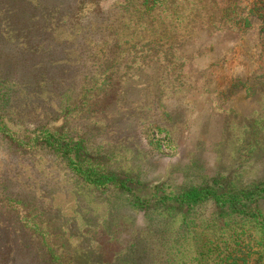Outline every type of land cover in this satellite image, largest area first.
<instances>
[{
  "label": "rangeland",
  "instance_id": "rangeland-1",
  "mask_svg": "<svg viewBox=\"0 0 264 264\" xmlns=\"http://www.w3.org/2000/svg\"><path fill=\"white\" fill-rule=\"evenodd\" d=\"M158 1L148 10L147 4L142 8L151 16L147 21L182 28L180 19L173 24L168 15L175 9L181 17L185 7L178 0ZM214 1L218 8L225 7V0ZM231 1L245 10L259 5L257 0ZM45 3L57 5L58 12L72 18L70 23L57 12L44 21L31 7L24 11L22 4L17 9L0 5V83L10 78L0 85V114L28 133L52 120L48 129L54 136L64 127L66 138H79L78 161L113 178L97 190L67 169L55 144L52 151L27 153L13 150L0 135V198L22 194L32 209L29 218L38 221L42 232H62L50 240L53 261L43 247L40 263L213 264L207 250L211 242L216 239L213 249L220 257L232 246L229 236L244 232L261 244L254 247L252 258L264 263V58L258 45L251 47L260 40L264 20L254 21L252 33L246 30L239 51L216 56L208 48L197 55L175 54L181 66L166 77H161L159 64H151L166 84L153 87L146 85L147 73L128 70L136 69L135 63H118L114 74L106 71L113 57L135 40L106 37L105 29L97 27L108 23L112 32L124 35L130 24L126 19L136 20V0H93L83 7L67 1L62 6ZM159 6L167 10L161 17L155 16ZM28 11L38 18L25 20L36 30L24 36L13 17L19 13L24 18ZM153 33L140 43L159 45L160 37ZM56 59L61 61L46 68V80H61L63 86L57 90L53 83L37 85L40 75L33 65L46 66ZM124 73L133 75L127 78ZM62 91L63 99L56 100ZM213 179L226 182L223 186L230 192H251L262 226L251 231L234 210L227 216L211 201L191 203V196L213 186ZM1 209L0 219L14 222L13 214ZM7 230L10 247L13 230ZM5 235L0 231V244Z\"/></svg>",
  "mask_w": 264,
  "mask_h": 264
},
{
  "label": "trees",
  "instance_id": "trees-1",
  "mask_svg": "<svg viewBox=\"0 0 264 264\" xmlns=\"http://www.w3.org/2000/svg\"><path fill=\"white\" fill-rule=\"evenodd\" d=\"M50 1L58 3L60 6L66 5L65 3L67 1V4L69 2H73L74 7H83L85 5L84 3L88 4L93 0ZM205 1L209 3L210 6H205L202 0H178L180 6L185 7L183 11L184 15L176 17L175 13H173L175 12L174 9L168 16L173 18V24L177 19H180L182 28L178 26H176V28L175 26L169 27L170 24L164 25L161 20L158 25V21L156 20H150V22L147 21V19L151 16L142 8H144L147 4L148 7H146V9L148 10L154 6V4H159L158 0H136L135 9L138 11H135L137 15L136 20L132 21L129 18L128 20L126 19V24L129 22L130 24L128 27L126 26L127 30L124 31V35L112 32V26L108 23L99 24L97 27H103L102 29H105L104 35L106 37L111 36V34L114 35V38L117 37V35H120V37L124 39L125 43L128 42L129 39H131L130 41H132V39L135 40L132 45L123 47L121 52H119L116 57H113V59L111 58L112 60L109 62L110 68H106V71L109 70L108 72H110V74H114L115 70L118 69V63L121 62L123 65L128 63L129 66H133L135 63L138 67L133 71L132 68L128 70L130 72L138 71L147 73L148 83H146V85L153 87H166V84L157 78V72L155 68H151V64L155 66L159 64L158 68L161 71V77H166L169 75V72L171 73L170 75L174 74L175 70H178L179 66H181L182 60L179 58L175 60V54L183 55L188 52L197 55L199 50H207L208 48L211 49L210 53L215 52L216 56H219L222 51L224 53L239 51V44L244 33H247L246 30H248L249 33H252L254 31V21L264 20V0H257L259 5L253 4L248 10L241 9V6L235 5L236 3L231 0H225L223 2L225 5L224 8H218L214 0ZM45 2L49 3V0H15V3L13 2L12 4L11 1L5 2L0 0V5L7 8L17 9L21 8L20 4H22L24 8L22 7L21 9L24 11L29 9H35L37 12L40 11L44 21H46L51 12H57L60 17H65V19H68V23H70L72 18L67 17L68 15L64 16L65 13L63 11L58 12L59 7L57 5H52L51 3L47 4ZM125 2L129 3L130 0H125ZM97 5L98 4L95 6ZM175 5L174 1V6ZM158 8L159 11H157L155 16L161 17V15L165 14L167 10L160 6ZM23 10L21 11L25 14ZM29 11L27 12V16L24 18L19 16V13L17 17H13L14 24L22 26V34H24V36H26L27 33L29 34V30H36V26H28L27 23H25V20L30 22V20L32 21L38 18V16H32V13H29ZM115 12L117 13V11ZM188 24H192L193 27L197 24V27H195V30L192 29L193 27L185 28L184 25L187 26ZM160 26H162V28L157 29ZM177 29L180 30L178 31ZM155 31H157L156 35L160 37L161 40L159 45L154 44L152 46L140 43L145 40L147 35L151 36ZM201 33L204 35L203 39ZM258 33L260 38L258 41H260V43L258 44V41L256 42L255 40V44L251 47L255 48V46L257 47L258 45L260 50L259 54L264 58V29L259 28ZM169 38H175V41L168 42L167 40ZM162 39H164V41H162ZM217 44H219L220 47H217ZM23 45L27 46L26 43ZM24 48H27L25 50H27L30 55L36 54V50L34 48ZM114 48L117 49L118 46L115 44ZM136 55H138V57ZM120 56H124V59L122 60ZM139 56L140 60L137 61ZM107 57L108 56H106V58ZM127 58H130L131 61H126ZM60 61V59H56L54 61L50 60V63H47L46 66H41V64L40 66L37 64L33 65V68L38 71L37 75H40L38 79L36 77L38 81L37 85L42 84L46 86L48 83H53V85L55 84L54 86L57 90H60V87L63 86L61 80H46V68H51L55 62ZM178 62H180V65ZM177 63L178 65H176ZM41 70L42 72H40ZM124 75L128 78L133 74L124 73ZM153 75L157 79H153L155 78ZM9 79L10 78L4 77L0 85H5L8 83L7 80ZM125 81L129 80L125 78ZM83 90L84 89L81 91ZM62 92L55 95L56 98L58 97L56 100L60 101L63 99L62 96L64 95V92ZM49 121L52 120L46 119L43 123L36 125L28 133V131L25 130L19 123L12 122L9 118L0 114V135L6 140L10 148L15 151L27 153L35 152L40 149H43L45 152L52 151V146L55 144L57 148H55L54 151H59L60 155L65 157L66 167L71 173L80 178L83 182H86L89 185H94L91 187L97 190L107 187L105 185L111 182V179L113 178L112 176H109L102 170L92 167V164V166L90 164L83 165V163L78 161V156L82 154L79 138H66V133L63 131L64 127L61 128L58 133L59 135L54 136V133L48 129ZM210 184L213 186H206L205 188L198 190L196 194L192 195L191 203L211 201L215 204L218 213L226 214L227 216H230V214H232L231 210H234L237 214H241L242 224L248 225L247 229L251 231H253L256 226H258V228L262 226L260 225L259 217L254 213L256 209L254 201L252 200L253 194L251 192H247L242 195L234 191L230 192L226 186H223L227 184L226 182L221 183L216 179H213ZM21 195L22 194L19 193H17V196H8L3 194L0 198V208H2L1 211L11 213L14 217V222L5 221V217L9 215L3 217L6 223L0 219V231H2L4 235V232L8 231L7 229L11 228L13 230L12 233L9 234V238L11 239V248L6 245V235L3 238V244H0V264H19L22 262L23 264L31 262L41 264V260L37 259V257L45 252H42L43 247L46 249L48 257L50 256V261H53V255L55 254L54 252L51 253L50 240L52 237L62 236V232L60 230L57 232L54 231V234L45 231L42 232L39 228L38 221L31 220L29 218L32 215V209L29 208L30 203L26 202L25 204V200ZM137 205H139L143 210L146 209L141 206L140 203H137ZM236 220L237 218L234 219V223H236ZM14 234H17V236ZM213 241H216V239ZM213 241L210 244V250L207 249L209 251L208 253L213 256V264H264L263 262H260L259 258H256V261L252 258V254H254V247L261 245L259 244V241L254 239L252 233L247 234L244 232L239 237L229 236L228 242L231 243L232 246L226 250L223 256L220 255V257H218V253L214 252L213 248H215V246L213 245ZM39 245H41V247H39ZM262 245H264V243ZM211 256H206L205 259H210ZM35 257L36 262H34Z\"/></svg>",
  "mask_w": 264,
  "mask_h": 264
}]
</instances>
